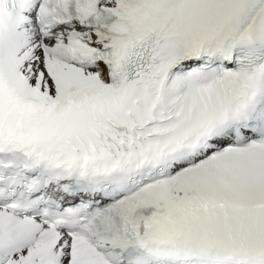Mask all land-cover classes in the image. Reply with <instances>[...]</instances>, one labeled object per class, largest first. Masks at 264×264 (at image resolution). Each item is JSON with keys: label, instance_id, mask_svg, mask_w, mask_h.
<instances>
[{"label": "snow or ice", "instance_id": "6c2138e0", "mask_svg": "<svg viewBox=\"0 0 264 264\" xmlns=\"http://www.w3.org/2000/svg\"><path fill=\"white\" fill-rule=\"evenodd\" d=\"M0 264H264V0H0Z\"/></svg>", "mask_w": 264, "mask_h": 264}]
</instances>
